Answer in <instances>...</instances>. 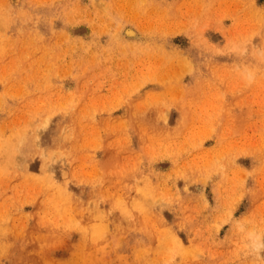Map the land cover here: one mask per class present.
Instances as JSON below:
<instances>
[{"label": "rangeland", "instance_id": "1", "mask_svg": "<svg viewBox=\"0 0 264 264\" xmlns=\"http://www.w3.org/2000/svg\"><path fill=\"white\" fill-rule=\"evenodd\" d=\"M0 264H264V0H0Z\"/></svg>", "mask_w": 264, "mask_h": 264}, {"label": "bare ground", "instance_id": "2", "mask_svg": "<svg viewBox=\"0 0 264 264\" xmlns=\"http://www.w3.org/2000/svg\"><path fill=\"white\" fill-rule=\"evenodd\" d=\"M128 28H130V27H128ZM127 28V30L125 31V34H126V36H136V32H134L131 28L130 29H128ZM139 35V34H138ZM138 37V36H137Z\"/></svg>", "mask_w": 264, "mask_h": 264}]
</instances>
